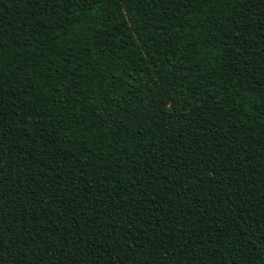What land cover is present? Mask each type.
I'll return each instance as SVG.
<instances>
[{"label": "trees", "instance_id": "trees-1", "mask_svg": "<svg viewBox=\"0 0 264 264\" xmlns=\"http://www.w3.org/2000/svg\"><path fill=\"white\" fill-rule=\"evenodd\" d=\"M0 264H264V0H0Z\"/></svg>", "mask_w": 264, "mask_h": 264}]
</instances>
